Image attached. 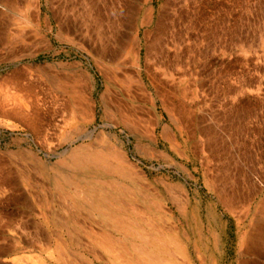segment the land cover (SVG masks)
Masks as SVG:
<instances>
[{
	"label": "rangeland",
	"instance_id": "obj_1",
	"mask_svg": "<svg viewBox=\"0 0 264 264\" xmlns=\"http://www.w3.org/2000/svg\"><path fill=\"white\" fill-rule=\"evenodd\" d=\"M5 80L29 88L38 130L0 111V264H58L32 239L56 238L40 212L63 201L17 152L56 164L111 141L149 183L133 206L157 200L158 227L193 264L264 263V0H0L7 109L22 91ZM54 216L74 217L94 263L113 264L89 244L90 232L119 236L97 214Z\"/></svg>",
	"mask_w": 264,
	"mask_h": 264
},
{
	"label": "bare ground",
	"instance_id": "obj_2",
	"mask_svg": "<svg viewBox=\"0 0 264 264\" xmlns=\"http://www.w3.org/2000/svg\"><path fill=\"white\" fill-rule=\"evenodd\" d=\"M4 84L8 88L22 91V93L20 96L11 95L12 104L9 103L10 107L7 109L0 101V111L10 115L21 124L29 125L31 129H35L36 126L32 120L33 115L28 112L24 102L26 98L32 96L26 90L29 88H23L9 80H5ZM87 106L89 107V104ZM104 142L107 143L106 140ZM19 152L27 155L30 170L37 169V171H43L49 176L48 179L53 190L63 201L58 204L59 210L50 209L48 202L52 200L53 203V198H45L47 205L40 212V216L44 218L47 224L58 229L59 233H55L56 238L51 236H42V238L38 235L32 237V240L44 249H49V246L54 248L52 253H48L50 260L52 258L58 264H95L94 261L97 256L94 251L83 248V241L76 236L75 229L82 228L81 224H78L76 219L71 218V216H54L57 211L70 214L86 210L89 213L97 214L98 220L106 223L105 228H111L119 234V236L93 232L88 234L89 244L98 246L106 254L108 253V257L113 259V264H193L187 256L185 244L173 236L169 237L164 228L158 227L155 219L159 215H164V212L162 205L157 200L152 201V203L145 202V210H142V213L133 206V202L138 199V193L143 197L147 196V193L141 191V188H148L149 183L128 161L124 149L116 142L111 141L99 147L81 145L62 155L60 162L56 164L45 162L32 149L24 148L19 150L17 154ZM27 170L24 168L19 171L18 177L24 184L27 181L25 178L28 176ZM124 179H129V183ZM48 214L50 215L48 216ZM18 222V226H16L18 229L25 231L30 227L22 219ZM32 225L36 229L37 225L34 222ZM42 231L44 232V230ZM170 232H173V229H170ZM260 234L262 235V232ZM261 235L256 237L257 240L254 241V244H260L263 241ZM136 238L141 241L134 247L135 241L133 240ZM130 247L138 252V257L129 253Z\"/></svg>",
	"mask_w": 264,
	"mask_h": 264
}]
</instances>
